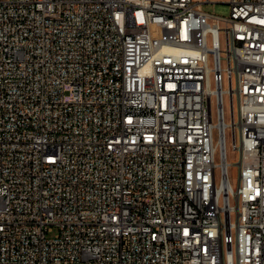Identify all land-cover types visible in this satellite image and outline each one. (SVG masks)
Listing matches in <instances>:
<instances>
[{
  "label": "built area",
  "instance_id": "obj_1",
  "mask_svg": "<svg viewBox=\"0 0 264 264\" xmlns=\"http://www.w3.org/2000/svg\"><path fill=\"white\" fill-rule=\"evenodd\" d=\"M210 1L0 0V264H264V0Z\"/></svg>",
  "mask_w": 264,
  "mask_h": 264
},
{
  "label": "rangeland",
  "instance_id": "obj_2",
  "mask_svg": "<svg viewBox=\"0 0 264 264\" xmlns=\"http://www.w3.org/2000/svg\"><path fill=\"white\" fill-rule=\"evenodd\" d=\"M219 2H205L204 3V10L207 12H212L215 14L227 16L229 14V4L226 3L227 0H218ZM229 87V82L227 80V75H224V88L227 89ZM224 102H225V117L228 122H231V107H230V95L225 93L224 95ZM238 107L237 97L234 96V108L235 110ZM218 115L216 111L215 103L213 104V114L212 119L214 122L217 121ZM215 141H218V132L215 130ZM237 142H240V133L239 130L237 131ZM226 147H227V157L230 165L228 166V175L231 184L234 187H237L239 177H240V167L236 162L240 158V151L234 149L233 147V134H232V127L228 126L226 130ZM215 160L217 163L221 161L219 147L216 150ZM216 177L217 182L219 183L222 178L221 168L218 166L216 168ZM231 202L236 203V199L234 196H231ZM235 217V214L233 215Z\"/></svg>",
  "mask_w": 264,
  "mask_h": 264
},
{
  "label": "crops",
  "instance_id": "obj_3",
  "mask_svg": "<svg viewBox=\"0 0 264 264\" xmlns=\"http://www.w3.org/2000/svg\"><path fill=\"white\" fill-rule=\"evenodd\" d=\"M210 2H214V3H216V2H219L218 0H211ZM226 3H227V1H226ZM202 7H203V9H204V3H203V5H202Z\"/></svg>",
  "mask_w": 264,
  "mask_h": 264
}]
</instances>
